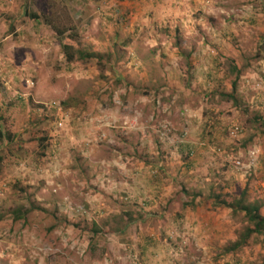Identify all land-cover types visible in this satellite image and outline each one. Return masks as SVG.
Wrapping results in <instances>:
<instances>
[{"label":"rangeland","instance_id":"374dc122","mask_svg":"<svg viewBox=\"0 0 264 264\" xmlns=\"http://www.w3.org/2000/svg\"><path fill=\"white\" fill-rule=\"evenodd\" d=\"M239 199L264 216V0H0V264H263Z\"/></svg>","mask_w":264,"mask_h":264},{"label":"trees","instance_id":"16d2710c","mask_svg":"<svg viewBox=\"0 0 264 264\" xmlns=\"http://www.w3.org/2000/svg\"><path fill=\"white\" fill-rule=\"evenodd\" d=\"M31 17L36 21L40 20L45 22L46 25L59 37L64 35L65 32L70 29V27H60L57 24V20L47 13H33L31 14ZM61 47L67 61H72L74 58L88 59L95 56V53L83 52L81 50L74 51L73 47L68 43H62ZM235 206H238V208L244 212L247 221L252 224V227L246 228L245 231L239 235V239H236L231 244H229L226 247V250L228 252L234 251L244 246L246 239L252 232L263 235L264 244V216L260 213L259 206L255 203H243L241 199L235 201Z\"/></svg>","mask_w":264,"mask_h":264}]
</instances>
